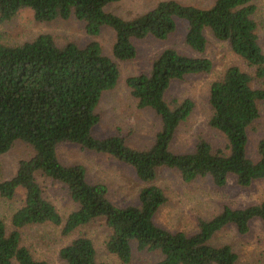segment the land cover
<instances>
[{
	"label": "trees",
	"instance_id": "trees-1",
	"mask_svg": "<svg viewBox=\"0 0 264 264\" xmlns=\"http://www.w3.org/2000/svg\"><path fill=\"white\" fill-rule=\"evenodd\" d=\"M120 0H0V23L11 21L30 10L36 22H52L70 17L84 24L88 36L102 28L114 32L112 57L118 62L136 57L135 40L165 41L174 34L177 22L186 24L185 46L199 56L182 54L172 48L162 50L151 62L149 72L129 77L125 83L138 109L152 110L160 122L152 146L135 150L118 136L94 138L96 112L101 96L118 81L116 63L104 56L96 42L84 47L67 43L58 47L49 35H39L18 46L0 43V156L17 141L33 151L18 163L12 178L0 182V198H23L10 218L11 230L0 218V264H47L37 260L22 243L21 230L51 224L68 237L95 220H103L109 231L105 248L119 264H129L133 247L138 252L156 253L155 264H236L230 246H212L210 240L231 226L238 234L249 231V223L259 220L264 231V200L246 208L224 206L208 220L197 221L195 233L170 232L154 223L157 211L167 202L162 189L151 185L158 169L177 171L184 183L207 178L216 188L233 177L241 189L264 180V136L256 145L257 160L247 156L249 130L259 119L258 103L264 102V52L258 42L253 0H215L205 9L161 1L150 11L124 20L105 8ZM207 33L227 43L231 52L254 68L249 75L236 66L224 70L209 86L208 126L225 139L224 150L198 140L192 152L175 154L170 144L178 127L193 111L189 99L169 105L165 101L170 85L189 75L212 71V63L202 55ZM258 88H252V82ZM72 144L107 155L133 169L141 183L137 205L123 208L108 199L107 188L86 179L81 165L64 166L57 148ZM42 177L61 185L75 205L63 219L44 197L37 182ZM65 264H108L99 262L92 241L79 236L59 251Z\"/></svg>",
	"mask_w": 264,
	"mask_h": 264
},
{
	"label": "rangeland",
	"instance_id": "rangeland-1",
	"mask_svg": "<svg viewBox=\"0 0 264 264\" xmlns=\"http://www.w3.org/2000/svg\"><path fill=\"white\" fill-rule=\"evenodd\" d=\"M161 1H175L205 9L215 0H120L108 5L105 11L124 20H131L150 11ZM253 4L256 7L254 20L258 25V42L264 52V0H253ZM185 32L186 24L178 21L176 32L165 41L150 37L135 40L133 44L137 52L136 57L131 61L118 62L112 57L115 37L111 29L102 28L97 36L91 37L86 34L84 24L73 17L40 23L33 19L30 10L24 9L11 21L0 23V43L18 46L32 41L39 35H49L58 47L67 43L84 47L90 42H96L102 54L117 64L119 78L116 86L101 96L96 110L99 122L92 129L91 135L97 139L118 135L125 140L129 148L146 150L152 146L160 122L152 110L137 108L125 81L129 77L147 74L152 60L166 48L199 56L185 46ZM202 56L211 61L212 71L203 75H189L181 81L173 82L165 96L169 105L185 99L194 104L192 113L178 127L170 144V150L175 154L192 152L200 139L209 142L214 151L225 149L224 137L208 126L209 86L230 66H236L249 75L254 74V68L234 55L227 43L216 41L209 33L207 48ZM251 86L258 88L260 85L253 81ZM258 110L260 117L248 133L247 156L254 161L257 160V142L264 136V102L258 103ZM32 156L31 147L19 141L15 142L7 153L0 156V182L12 178L18 163ZM57 156L64 166H83L87 181L104 185L108 190V199L120 208L137 205L139 191L149 185L141 183L129 166L77 145L58 146ZM37 182L43 189L44 197L55 206L63 219L75 210V205L61 185L53 184L42 177H37ZM150 184L162 189L167 198V202L155 214L154 223L170 232L188 235L195 233L199 219L208 220L224 206L241 209L257 205L264 200V180L255 182L248 189H241L236 185L234 178L229 177L224 187L216 188L207 178L184 183L177 171L161 168L157 170L156 178ZM22 198V193H17L13 201L0 198V218L4 220L8 230H11V215L19 207ZM60 230V227L51 224L26 227L21 230L22 243L37 260L47 264H65L59 258L60 249L77 237L86 236L92 241L99 262L119 264L105 248L109 231L103 220L92 221L68 237H63ZM209 244L230 246L237 256L236 264H264V231L259 220L249 223V231L245 235L238 234L234 227L228 226L216 233ZM158 260V254L138 252L133 247L129 264H155Z\"/></svg>",
	"mask_w": 264,
	"mask_h": 264
}]
</instances>
